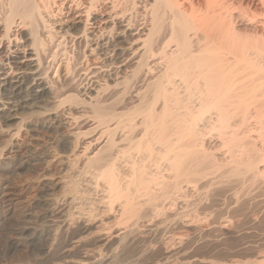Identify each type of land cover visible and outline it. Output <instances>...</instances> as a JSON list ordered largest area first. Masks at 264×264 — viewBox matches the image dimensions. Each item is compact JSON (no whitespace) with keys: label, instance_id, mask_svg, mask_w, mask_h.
I'll return each mask as SVG.
<instances>
[{"label":"bare ground","instance_id":"6f19581e","mask_svg":"<svg viewBox=\"0 0 264 264\" xmlns=\"http://www.w3.org/2000/svg\"><path fill=\"white\" fill-rule=\"evenodd\" d=\"M40 128L56 154L20 190L3 176L0 219L32 190L45 253L151 235L134 264H264V0H0V172ZM91 253L72 264L112 257Z\"/></svg>","mask_w":264,"mask_h":264},{"label":"rangeland","instance_id":"374dc122","mask_svg":"<svg viewBox=\"0 0 264 264\" xmlns=\"http://www.w3.org/2000/svg\"><path fill=\"white\" fill-rule=\"evenodd\" d=\"M43 16L45 17L46 20L47 19L51 20L53 18V17L50 18L46 14V12H43ZM58 19L61 21H59ZM55 20H57V22ZM73 20H74L73 16L70 17L69 15H66V16H62L59 18L54 17L51 21H55L56 25H59L63 22H66V23L73 22ZM75 21H78V18L75 19ZM237 23L241 24L242 22H238V21L234 22L235 27L237 26L236 27L237 30H239V32L241 31L240 34H242V36H246V35H249L251 33V30H252L251 25L246 26L245 23H242L241 25L239 24V26H238ZM243 27L244 28L247 27V28H245L246 30L243 29ZM242 30H244V31H242ZM60 132L61 131H59V130H57V132H56V131L46 130V129H42V128L38 129L34 134V137H35L34 145L31 146L30 148H27L28 150L26 149L27 151L24 152L23 156H19L17 158V161H16V162H20L21 160L23 162L25 161L24 164L28 165L27 169H25V170L23 169L24 171L21 170V171H18L19 173L17 172V173H13V174L12 173L6 174V173L1 171L3 174L0 172V180L4 176V178L8 179L9 182H12L13 185L16 184L15 186H17L18 190H20L22 188V185L25 182L33 180L36 177L35 174L37 173L39 168L44 166V165H42L43 164L42 162H40L38 160L35 161L33 159L35 154L42 155V151L44 150L45 152H48V154L51 155L50 157L54 156L56 154V147H54L55 144L52 143V141L53 140L55 141L60 136ZM5 174H6V177H5ZM246 182H250V181H246ZM230 186H231L230 187L231 189L229 188V191L228 192L225 191L224 194L221 196H227V194H229L230 192L234 193L236 188H237L236 191L238 192V190L241 187V185L239 186L237 183L231 184ZM230 190H233L234 192L230 191ZM28 194L25 195L26 199H24L25 198L24 197V198H22L23 200L22 199L19 200L20 203H18L19 201H17V203L13 202L10 205V208H11L10 213L7 216H5L3 219L2 218L0 219V264H72V262H76L74 260L82 261V260H80V258H83L84 253L90 254L91 252H92L91 254H93V255H96L99 253H102V254L105 253L107 255H111L112 257H110V259L108 261H106L105 264L106 263L107 264H134V262L136 263L139 261L140 262L143 261L140 258H143V259L146 258L144 256L145 244H148L150 242H152L151 244H154V238L151 239L153 237L151 235L148 236V240L150 242L149 241L141 242L136 237H135L136 238L135 239V238H133L132 235H129L127 237L128 239L126 238L127 240H125L124 244H123V242L122 243H118V242L115 243L114 242L112 244V243H106V242L98 241L97 239L91 238V236L83 234V233L81 236H79L80 233H76V236L77 235L78 236L74 237V239H76V238L78 239V237L79 238L81 237L83 244H84L82 247L79 248V250H74V251L71 250L70 242L73 240H71V241L69 240L70 236H67V238H64V236L60 235L57 238L58 242L55 243V245L53 246L51 251L48 253H45L44 252L45 247L47 245L50 246L49 244H51V240H52L46 234L45 230L48 228H53V225H51V222H49L48 220H45L41 217H38L41 215V213L43 212V209L45 210L46 207L41 205V203L37 204V202L35 200L37 197H35V199L34 198L32 199V196H33L32 190H30ZM221 196H220L219 202L220 203L223 202V201H221V199L222 200L224 199L225 200L224 202H227V197H221ZM206 199H208V201ZM206 199H204V201L206 203L207 202L209 203V201H212L210 197H208ZM26 201L28 204H25ZM29 202H30V204H29ZM37 205H39V206H37ZM209 209H212V206H210ZM2 210H4V209H2ZM26 212H28L30 215L26 216V214H25ZM113 223L114 222L109 223L108 226L111 228L116 227V226L118 228H120L121 224H118V223L113 224ZM122 226H124V225H122ZM229 226L230 225H227L226 227L223 228V230L233 231V229ZM176 231L177 230H174V232H176ZM220 231H221V229H219V231H216L215 235H217V234L221 235L222 231L221 232ZM165 236H166V234H165ZM228 236L229 237L228 238L226 237L225 239H230V238L231 239H230V241L225 240V242L226 241H228L229 243L236 242L234 237H230L233 235H228ZM255 238L256 237H254L252 235H247V236H245L244 240L246 242H253L256 240ZM240 239L238 241H241V242L244 241L242 238H240ZM155 240H157V239H155ZM201 241L202 240H199L198 242L201 243ZM66 244H68V245H66ZM168 245H167V247H170L171 243ZM105 247H106V249H105ZM114 249H116V250H114ZM68 250H70V252H68ZM117 251H119V252H117ZM158 251H159L158 249H155L152 253L147 255V257L149 256L148 258H150V259L156 258L154 260H157L159 258V255H160V251H159V253H158ZM208 251H210L211 253ZM212 251H213L212 249L211 250L210 249L206 250L204 248L202 250L200 249L201 254H202V252L204 254L209 253L210 256H212V254L213 255L217 254L216 250H214L213 252ZM81 254H82V257H81ZM208 255H206V256H208ZM111 259H114V260H111Z\"/></svg>","mask_w":264,"mask_h":264}]
</instances>
